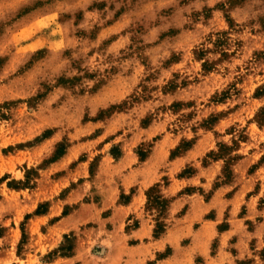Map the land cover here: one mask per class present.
Listing matches in <instances>:
<instances>
[{
	"label": "rangeland",
	"instance_id": "374dc122",
	"mask_svg": "<svg viewBox=\"0 0 264 264\" xmlns=\"http://www.w3.org/2000/svg\"><path fill=\"white\" fill-rule=\"evenodd\" d=\"M39 3L0 0V237L20 228L0 264L35 251L29 224L52 207L49 223L93 215L134 159L160 175L147 190L155 230L165 188L215 162L207 198L224 187L264 207V0H105L29 49ZM74 240L39 258L71 255Z\"/></svg>",
	"mask_w": 264,
	"mask_h": 264
},
{
	"label": "crops",
	"instance_id": "0c3cea01",
	"mask_svg": "<svg viewBox=\"0 0 264 264\" xmlns=\"http://www.w3.org/2000/svg\"><path fill=\"white\" fill-rule=\"evenodd\" d=\"M42 1L43 4L39 3L27 15L31 20L27 29L34 36L27 43L29 49L40 48L39 36L45 28H52L53 35L62 18L67 17L73 25L76 14L81 15L83 21L91 19L97 15L91 7L105 0H37ZM115 27L116 24L102 29L99 39L113 33ZM65 34L69 35L66 31ZM120 163L124 165L125 162ZM147 165L148 162L137 164L134 159L128 167L119 168L113 178L115 183L102 195L101 205L95 212L91 211L94 212L91 216L86 215L89 210L80 208L49 223V219L57 215L52 207L48 215L32 219L29 226L35 251L31 250L26 259H20L22 263L264 264V207L253 204V199L247 202L241 192L229 198V190L224 187L213 190L208 198L205 196L211 190V175L217 166L219 168V162L201 169L193 177L174 179L165 188V196L172 201L167 228L156 237V215L148 212L146 205L147 190L159 181L160 175ZM186 188L193 189L187 192ZM122 194L129 198L121 201ZM245 202L248 211L241 216L240 209ZM91 221L94 224H90ZM45 225L46 229L40 231ZM71 233L75 235L71 255L55 257L51 261L39 258L59 246ZM19 235L18 222L14 221L0 237L1 263L7 262V254L3 251L10 250L9 243L16 244ZM12 264L21 263L14 261Z\"/></svg>",
	"mask_w": 264,
	"mask_h": 264
},
{
	"label": "trees",
	"instance_id": "16d2710c",
	"mask_svg": "<svg viewBox=\"0 0 264 264\" xmlns=\"http://www.w3.org/2000/svg\"><path fill=\"white\" fill-rule=\"evenodd\" d=\"M59 156H61V154H57V156H55V158H58ZM161 203L164 206H168L169 201L163 199V200H161ZM164 230L165 229L161 224L157 225V229L155 230V236L156 237L160 236L164 232Z\"/></svg>",
	"mask_w": 264,
	"mask_h": 264
}]
</instances>
